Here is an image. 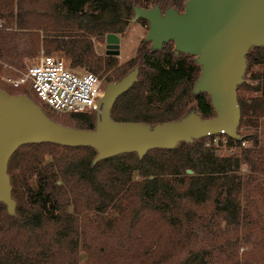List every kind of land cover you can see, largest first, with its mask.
Returning a JSON list of instances; mask_svg holds the SVG:
<instances>
[{
	"label": "trees",
	"instance_id": "obj_1",
	"mask_svg": "<svg viewBox=\"0 0 264 264\" xmlns=\"http://www.w3.org/2000/svg\"><path fill=\"white\" fill-rule=\"evenodd\" d=\"M186 1L0 0V73L3 65L22 70L40 47L65 57L71 68L100 75L113 68L116 81L137 63L136 82L111 107L114 122L154 126L189 113L213 118L209 96L192 94L200 73L196 57L177 52L171 41L159 50L143 41L119 66L93 50L91 38L125 32L134 8L181 13ZM245 60L236 91L239 141L219 134L151 150L142 159L127 153L95 164L90 147L18 148L7 165L14 214L0 203V264H264V213L255 197L264 183V149L257 142L264 134V46L250 48ZM29 91L51 120L94 129L95 113L57 117ZM215 137L238 150L220 155ZM243 142L252 147L243 149ZM254 230L259 236L238 257Z\"/></svg>",
	"mask_w": 264,
	"mask_h": 264
},
{
	"label": "water",
	"instance_id": "obj_2",
	"mask_svg": "<svg viewBox=\"0 0 264 264\" xmlns=\"http://www.w3.org/2000/svg\"><path fill=\"white\" fill-rule=\"evenodd\" d=\"M133 20L148 23L146 40L152 49L171 41L177 52L196 57L200 73L192 94L206 93L215 116L203 119L195 113L176 121L150 126L119 123L110 117L116 98L137 80V69L105 86L96 111L93 130L63 126L45 115L27 95H10L0 88V203L13 215L15 201L7 165L14 152L28 144L50 143L62 147H90L93 163L117 155L135 153L139 159L151 150L174 149L208 136L223 134L239 141L240 109L237 87L246 70V54L264 46V0H187L183 11L157 6L134 8ZM107 55H119V37L105 35ZM188 174L191 171H187Z\"/></svg>",
	"mask_w": 264,
	"mask_h": 264
},
{
	"label": "built area",
	"instance_id": "obj_3",
	"mask_svg": "<svg viewBox=\"0 0 264 264\" xmlns=\"http://www.w3.org/2000/svg\"><path fill=\"white\" fill-rule=\"evenodd\" d=\"M4 83L13 88L26 85L52 112L57 114L93 112L101 109L102 79L90 72H75L58 57H40L18 78L7 77ZM217 138L213 139L214 145ZM225 146V139H221ZM245 142L242 143L244 145ZM210 142L206 144L209 146Z\"/></svg>",
	"mask_w": 264,
	"mask_h": 264
},
{
	"label": "rangeland",
	"instance_id": "obj_4",
	"mask_svg": "<svg viewBox=\"0 0 264 264\" xmlns=\"http://www.w3.org/2000/svg\"><path fill=\"white\" fill-rule=\"evenodd\" d=\"M147 31H148V23L147 22H146V24L145 23H141L138 20L134 21L133 18L129 20V23H128V26L126 27L125 32L121 36H118L119 37V55L117 57H114V59L118 62V66L120 64H123V63H125V62H127V61H129V60H131V59H133L135 57L138 45H140V43L143 42V41H147L146 40ZM40 34H41V32H40ZM91 41H92V45H93L94 54L97 57H101V58L104 59L106 57L105 53H104V49H105V35L103 36L102 40H100V41L98 39L96 40L95 38H91ZM41 52H43L45 55L54 56V57H58V58L62 59L64 61L65 65L69 69H71V70H73L75 72H90V73H93V72H91V71H89L88 69H85V68H71L70 66H68L67 61L65 60V57H63L62 55H59V54H48L47 52H45L42 49V47H40L37 55L25 58L23 60L24 61V68L22 70H20V71L19 70H15L14 68H10V67H8L6 65L2 66V68H1L2 70H1V73H0V88L2 90H4L5 92H7L8 94L27 95L34 102V98L32 97V95H31V93L29 91V88L26 85H24L22 87H19V88H13L10 85L4 83L3 79L7 78V77H11V78L21 77L25 73V71L28 68V66H30L33 62H35L38 59V57H40ZM137 66H138L137 63L134 64L131 67V70L128 73L132 72L134 69H137V73H138V67ZM113 70H114L113 68H110L103 75L95 74V73H93V74L96 75L97 77H99L100 79H102L103 83L106 86L109 83L117 82L116 81V76L114 75V71ZM105 86L103 87V90L105 89ZM24 89L26 90L25 91L26 94H21L22 92H24ZM38 103H39V105L43 104L40 101ZM55 114H57V113H55ZM56 116L58 117V114ZM220 140H221L220 138H217L215 144L218 141H220ZM257 142H258V146H260V147H262L264 149V134H262L260 136L258 135ZM251 147H252V145H251L250 142H245V144L242 145L243 149L251 148ZM237 150L238 149H235V148L234 149H232V148L231 149H227L225 146H222V145H219V147H218V153L220 155H225V156L226 155H232ZM240 172H241V174H246V175L249 174L248 169L246 167H242ZM31 185L34 186V183L31 182ZM255 197H256V199L258 201H260V206L259 207H260V210L264 213V183L262 184L261 193H259ZM217 225L221 226L220 223H217ZM262 225L264 226V218L262 220ZM214 228H215V226H214ZM258 236H259L258 235V231L254 230L252 235H251L249 244H247L244 247L243 246L239 247V249H238V257L241 256V254H243L245 251H248V250L251 249V245L253 244L254 239L257 238ZM252 261L250 260V264L253 263Z\"/></svg>",
	"mask_w": 264,
	"mask_h": 264
},
{
	"label": "flooded vegetation",
	"instance_id": "obj_5",
	"mask_svg": "<svg viewBox=\"0 0 264 264\" xmlns=\"http://www.w3.org/2000/svg\"><path fill=\"white\" fill-rule=\"evenodd\" d=\"M104 53H105V56H106V57H117V56H110V55H107V53H106V49H104Z\"/></svg>",
	"mask_w": 264,
	"mask_h": 264
}]
</instances>
